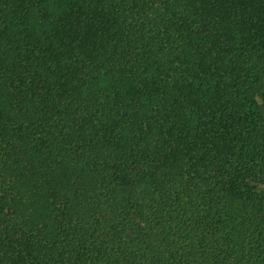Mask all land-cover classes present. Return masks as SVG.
<instances>
[{"label":"trees","instance_id":"1","mask_svg":"<svg viewBox=\"0 0 264 264\" xmlns=\"http://www.w3.org/2000/svg\"><path fill=\"white\" fill-rule=\"evenodd\" d=\"M264 0H0V264H264Z\"/></svg>","mask_w":264,"mask_h":264},{"label":"rangeland","instance_id":"2","mask_svg":"<svg viewBox=\"0 0 264 264\" xmlns=\"http://www.w3.org/2000/svg\"><path fill=\"white\" fill-rule=\"evenodd\" d=\"M256 191L260 192L264 196V184H255Z\"/></svg>","mask_w":264,"mask_h":264}]
</instances>
